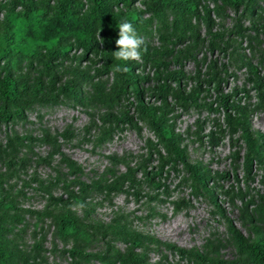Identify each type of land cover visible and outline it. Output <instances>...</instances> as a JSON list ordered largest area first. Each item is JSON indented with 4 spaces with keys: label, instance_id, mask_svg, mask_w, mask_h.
I'll list each match as a JSON object with an SVG mask.
<instances>
[{
    "label": "rangeland",
    "instance_id": "obj_1",
    "mask_svg": "<svg viewBox=\"0 0 264 264\" xmlns=\"http://www.w3.org/2000/svg\"><path fill=\"white\" fill-rule=\"evenodd\" d=\"M46 1L52 7L58 2ZM80 1L89 6L88 0ZM157 1L135 0L123 11L140 13L139 36L166 64L162 80L177 73L168 83L175 88L180 83L187 92L191 79L203 83L195 104L170 99L165 119L187 162L211 175V192L175 161L147 120L128 110L126 99L103 105L92 100L95 85L109 91L113 74L102 63L73 60L81 50L72 42L55 75L60 83H80L79 97L35 102L24 119L0 122V187L15 205L6 211L7 240L12 253L32 264H121L126 258L128 264H235L233 230L249 241L257 239V231L264 234L252 218L264 205V152L247 171L243 129L226 120L220 103L228 96L229 104L248 107L245 126L264 148V96L259 98L264 85H255L251 71L253 66L264 76V0L233 6L206 0L190 24L197 36L177 24L176 10L155 9ZM4 18L0 10V35ZM29 66L24 60L22 70L14 68L15 76L31 78L41 70L38 62ZM139 67L144 93L155 101L153 62L140 61ZM127 111L130 121L120 122ZM83 188L84 202L68 203ZM67 213L86 229L77 239L59 234V218ZM76 250L84 257L72 258L69 252Z\"/></svg>",
    "mask_w": 264,
    "mask_h": 264
},
{
    "label": "trees",
    "instance_id": "obj_2",
    "mask_svg": "<svg viewBox=\"0 0 264 264\" xmlns=\"http://www.w3.org/2000/svg\"><path fill=\"white\" fill-rule=\"evenodd\" d=\"M135 0H88L89 6L80 0H58L57 5L52 7L46 0H12L7 5H0V10L5 11L3 21V34L0 35V122H10L14 118L24 119V113L35 102H52L61 95H71L75 99L81 94V84L75 82H61L55 75V66L62 60L69 58L72 49V42L81 50V55L73 60L79 63H102L106 73L112 72L113 83L106 91L104 84L95 85L96 94L93 101L98 104L115 102L121 98L126 99L128 110L133 109L134 116L139 120H147L159 138L164 141L166 147L171 150L170 155L176 162L184 163V166L192 173L196 181L205 185L210 191L207 183L211 180V175L196 165L187 162L185 152L178 144V137L174 133L172 126L167 124L165 119L166 109L170 107V99L173 103L198 102L203 91V83L197 78L191 79L194 84L187 92L183 90L179 83L178 87H172L168 79L175 80L177 73L170 74V77H163L161 68L166 64L157 58L160 54L158 49H151L148 44L142 47L143 62H153L155 82H157L156 92L152 97L146 95L143 88L145 80L141 78L139 62L136 61H116L112 53L117 51L115 40L118 38L117 25L124 19L133 24L136 33L140 34L138 21L140 13L136 11H123V7L129 9ZM206 0H158L155 9L169 8L178 12L179 23L182 30L193 32L194 36L198 31H192L190 24L198 16L199 8ZM222 6H233L243 3L245 0H213ZM254 12V6L249 9ZM176 28L177 25L175 24ZM146 48V51L143 49ZM28 61L31 68L38 62L41 70L35 72L33 77H16L14 68L22 70L21 64ZM120 64L128 68L126 73L115 72L114 65ZM210 68H214L211 64ZM251 71L255 75V85H264V76H260L257 68L251 66ZM160 83V84H159ZM159 85V86H158ZM104 92V94H103ZM264 95L259 93V98ZM229 97H222L221 106L226 112V120L232 121L237 127L243 129V140L247 147L244 165L250 171L255 162H261L263 158V144L246 128L244 120L248 107L239 102L229 104ZM156 103L158 105H156ZM120 122L130 121L127 111ZM12 141L7 144L10 148ZM5 152V151H4ZM64 163L71 169H75V164L68 158L63 159ZM12 166L15 162L11 163ZM26 163L22 161V168ZM149 175V174H148ZM126 178V177H124ZM148 178V177H145ZM153 180L152 178H148ZM218 182L213 183V189L218 188ZM99 184V183H98ZM132 184L137 187L139 184L132 179ZM211 192V191H210ZM80 193H72L68 198V203L82 204L85 197ZM15 210L14 202L9 192L0 187V264H32L28 259L15 255L10 250L7 235L11 232L7 226L8 216L6 211ZM254 228L260 230L264 227V205H260L252 214ZM18 222L19 218L16 216ZM259 226V227H258ZM59 234L65 239H77L85 234L86 229L79 222L67 213L59 218ZM257 239L249 241L236 229L232 232L235 240L237 256L235 264H264V234L257 231ZM72 258L84 257V253L78 250L70 251ZM147 260V259H146ZM35 262V261H34ZM130 259H124L121 264H128Z\"/></svg>",
    "mask_w": 264,
    "mask_h": 264
},
{
    "label": "clouds",
    "instance_id": "obj_3",
    "mask_svg": "<svg viewBox=\"0 0 264 264\" xmlns=\"http://www.w3.org/2000/svg\"><path fill=\"white\" fill-rule=\"evenodd\" d=\"M118 38L115 40L117 51L112 53L113 59L116 61H136L142 59V47L144 40L138 36L133 24L127 19L122 20L118 25ZM146 51V48L143 49ZM115 72L126 73L128 68L120 64L114 65Z\"/></svg>",
    "mask_w": 264,
    "mask_h": 264
},
{
    "label": "bare ground",
    "instance_id": "obj_4",
    "mask_svg": "<svg viewBox=\"0 0 264 264\" xmlns=\"http://www.w3.org/2000/svg\"><path fill=\"white\" fill-rule=\"evenodd\" d=\"M166 235V234H165Z\"/></svg>",
    "mask_w": 264,
    "mask_h": 264
}]
</instances>
